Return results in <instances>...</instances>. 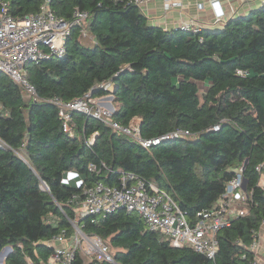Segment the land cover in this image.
Instances as JSON below:
<instances>
[{
	"label": "trees",
	"instance_id": "1",
	"mask_svg": "<svg viewBox=\"0 0 264 264\" xmlns=\"http://www.w3.org/2000/svg\"><path fill=\"white\" fill-rule=\"evenodd\" d=\"M41 3L9 0L10 13L22 18L37 13ZM51 7L66 20L76 9L87 11L89 37L73 28L64 57L25 64L37 99L0 73V252L13 249L6 264H47L54 253L48 241L64 230L70 237L72 222L108 244L117 264H249L255 258L250 246L264 223V188L256 170L264 163V4L222 29L199 32L155 25L135 0H52ZM109 80L116 89L113 121H138L143 139L176 129L189 135L145 148L76 111L73 133L66 132L50 101L90 92L106 96L110 91L96 87ZM199 83H209L204 93ZM246 160L243 175L253 206L218 232L213 259L171 246L138 214L118 210L81 219L77 211L87 188L113 185L120 172H132L194 218L218 203L235 176L232 169ZM69 171L78 173L81 186L78 179L64 183ZM72 264L113 263L87 262L78 251Z\"/></svg>",
	"mask_w": 264,
	"mask_h": 264
},
{
	"label": "built area",
	"instance_id": "2",
	"mask_svg": "<svg viewBox=\"0 0 264 264\" xmlns=\"http://www.w3.org/2000/svg\"><path fill=\"white\" fill-rule=\"evenodd\" d=\"M149 1L152 0H135V3L145 11V5ZM158 1L162 3L164 12L183 6V0ZM51 3L52 0H42L37 13L16 18L10 13L9 0H0V73L11 77L28 96L34 99L38 96L35 87L23 71L25 64L64 57L67 51V39L73 28H79L83 38L89 35L87 25L90 15L87 11L76 9L71 20H66L55 14ZM211 5L217 11L218 18H221L222 12L218 0H212ZM202 6L203 4H198V8ZM176 28L192 29L195 32L203 30L196 22L182 23ZM237 73L243 77L248 74L243 70H238ZM96 88L110 93L100 98H93L90 92L84 97L69 102L58 98L50 101L58 107L66 132L73 133L72 112L76 111L106 122L114 129L134 138L145 148L189 135L182 129H176L157 138L143 139L138 121H132L129 126H122L112 120L115 111L104 106V103H109L110 96L115 90L114 81L109 80ZM219 129L220 125L213 127V130ZM96 136L97 133L90 141L91 144ZM89 170L98 172V167L90 164ZM256 170L260 174L258 185L264 188V163ZM232 171L235 176L227 184L218 203L211 209L199 212L194 218H190L166 191L132 172H120L119 182L113 185L97 182L87 188L84 192L85 199L77 211L81 219L105 217L118 210H125L128 214H138L148 230L161 234L171 246L188 247L213 259L219 250L218 232L230 226L236 219L246 217L253 206L251 192L244 187V168H235ZM74 180H77L78 186L83 184L76 171H69L63 181L68 184ZM72 224L75 232L70 237L64 230L48 241L54 253L47 264H72L78 251L83 254L87 262L98 260L117 264L108 244L96 235L83 233L80 222H72ZM258 248L257 236L250 246L255 258L249 264H264L257 253Z\"/></svg>",
	"mask_w": 264,
	"mask_h": 264
},
{
	"label": "crops",
	"instance_id": "3",
	"mask_svg": "<svg viewBox=\"0 0 264 264\" xmlns=\"http://www.w3.org/2000/svg\"><path fill=\"white\" fill-rule=\"evenodd\" d=\"M212 0H183L182 8H176L169 12H164L162 3L152 0L146 3L145 12L155 25L166 27H178L182 23L196 22L205 30L222 29L230 20L249 15L252 11L259 9L264 0H218L222 16L218 18L217 11L211 5ZM203 4L198 8V4ZM110 107V103H104ZM259 248L257 253L264 263V223L258 232Z\"/></svg>",
	"mask_w": 264,
	"mask_h": 264
},
{
	"label": "water",
	"instance_id": "4",
	"mask_svg": "<svg viewBox=\"0 0 264 264\" xmlns=\"http://www.w3.org/2000/svg\"><path fill=\"white\" fill-rule=\"evenodd\" d=\"M115 92H116V89L113 91V93H115ZM110 99L114 100V94H112L110 96ZM110 107H111V109L113 111H115V106H114L113 103L110 104ZM247 164H248V160H246L245 163H244V167H243L244 169L247 167ZM244 187L246 188V181L244 182ZM12 251H13L12 247L7 246L0 252V255H4V252H5L6 253V257H8L12 253Z\"/></svg>",
	"mask_w": 264,
	"mask_h": 264
},
{
	"label": "rangeland",
	"instance_id": "5",
	"mask_svg": "<svg viewBox=\"0 0 264 264\" xmlns=\"http://www.w3.org/2000/svg\"><path fill=\"white\" fill-rule=\"evenodd\" d=\"M88 37H89V35H88ZM88 37H86V38H88ZM198 86L200 89V93H204L208 89L209 83H199ZM109 103L110 104L113 103V100L110 99ZM83 245L86 246L85 244H83ZM6 259H7L6 253L4 252V255H0V264H6Z\"/></svg>",
	"mask_w": 264,
	"mask_h": 264
}]
</instances>
